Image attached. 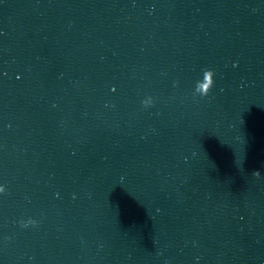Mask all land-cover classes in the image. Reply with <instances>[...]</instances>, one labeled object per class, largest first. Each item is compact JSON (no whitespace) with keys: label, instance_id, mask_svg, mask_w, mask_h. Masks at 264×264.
<instances>
[{"label":"clouds","instance_id":"clouds-1","mask_svg":"<svg viewBox=\"0 0 264 264\" xmlns=\"http://www.w3.org/2000/svg\"><path fill=\"white\" fill-rule=\"evenodd\" d=\"M213 71L211 70H205L203 73V81L198 83L197 90L200 92L201 95H207L210 91V89L213 86ZM254 175L259 176V172H254Z\"/></svg>","mask_w":264,"mask_h":264}]
</instances>
